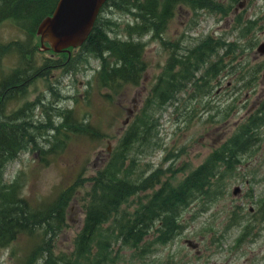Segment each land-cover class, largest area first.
<instances>
[{"label": "trees", "instance_id": "obj_1", "mask_svg": "<svg viewBox=\"0 0 264 264\" xmlns=\"http://www.w3.org/2000/svg\"><path fill=\"white\" fill-rule=\"evenodd\" d=\"M58 1L0 0V26L5 22L13 23L23 34V40L0 43V56L14 54L17 58L16 67L0 77V248L25 235L35 238L36 242L24 264H33L37 260L41 264H116L121 257L120 250L124 249H131L132 256L140 259L151 253L154 245H166L180 234L181 214L189 205L196 201L209 204L224 193L222 178L227 173L232 174L237 157L248 148L252 139L251 134L243 136L240 127L233 137L210 152L203 163L177 184L168 179L162 181L152 171L137 182L134 177L139 169L137 155L153 143L157 133L154 134L156 114L177 101L178 95L189 88L190 99L209 97L211 80L227 66L222 56H215V62H211V57L223 49L224 57L229 56L228 66L238 67L232 74H240L242 57L237 56L238 50H251L253 46L237 45L247 38L259 17L245 21L239 14L234 22V35L237 36L232 42L210 35L199 41L190 35H182L184 39L165 42L161 35L179 7L193 13L210 11L215 17L225 18L240 0H105L90 34L80 47L52 52L53 56L65 58L55 60L52 65L49 58H43L40 66L35 68L34 57L42 48L36 43V37L41 39L39 26L52 16ZM113 10L122 16H131V21L112 20L109 14ZM145 36L160 39L168 50V58L135 121L95 175L88 179L81 177V181L77 179L50 202L32 206L21 194L20 176L10 182L4 180L7 165L20 152L32 150L47 163L46 156L63 147L71 134L94 138H99L100 134L90 123H79L72 109L58 113L55 120L49 112L51 107L41 104V98L36 104L19 98L25 95L23 87L50 68L58 67V63L72 70L80 61L86 60L84 56L87 55L101 62L96 78L102 88L114 90L122 85L136 86L146 67L142 41ZM188 36L190 41L186 44ZM219 63H222L221 67ZM8 99L21 101V104L6 115L4 107ZM35 105L45 109L46 119L33 124L27 118L31 117L29 113ZM204 110L211 112L210 108ZM40 139H44L42 146ZM86 179L89 188L84 195L82 226L73 240L72 250L56 255L52 248L54 238L65 226L67 207ZM148 191L150 194L141 196ZM115 246H118L116 251Z\"/></svg>", "mask_w": 264, "mask_h": 264}, {"label": "rangeland", "instance_id": "obj_2", "mask_svg": "<svg viewBox=\"0 0 264 264\" xmlns=\"http://www.w3.org/2000/svg\"><path fill=\"white\" fill-rule=\"evenodd\" d=\"M239 14L244 16V20L259 17L247 38L237 45L245 48L253 46L252 50L239 49L237 54L242 57L240 62L248 59L247 62L253 67L256 66L254 62L261 59L257 45L264 42V0H240L225 18L215 17L210 11L193 13L185 7H179L161 38L165 42H173L182 35H190L199 41L210 35L222 38L227 43L232 42L237 36L234 35V22ZM109 17L118 22L131 21V16H122L115 10L110 11ZM252 37L256 44L255 41H249ZM39 39L36 37L37 47L42 45V48L34 57L35 68L40 66L43 58H49L51 65L55 60L62 61L65 58L53 56L46 39ZM13 40H23V34L15 24L5 22L0 26V43ZM142 41L146 67L136 86L122 85L114 90L102 88L96 78L101 62L89 55L84 56L86 60L80 61L72 70L58 63V67L50 68L25 84V95L19 98L35 104L41 98L40 103L51 107L49 112L54 118L58 113L72 109L79 123H90L100 134L99 138L71 134L63 147L55 154L46 156L47 163H43L38 152L32 150L20 152L7 165L4 180L10 182L20 176L21 194L32 206L50 202L61 190L81 177L88 179L95 175L135 121L168 58V50L160 39L145 36ZM187 41H190L189 36L185 40L186 44ZM224 53L225 49L211 57V62H215L216 57L222 56L227 66L211 80L209 97L190 99L189 88L186 93L178 95L177 101L156 114L154 134L157 133L152 139L153 143L144 153L137 155L139 169L134 175L137 182L152 171L162 181L168 179L172 184H177L241 127V117L259 100L257 96L264 90V79H261L264 71L253 83L254 92L242 88L245 80L241 67L240 74H232L238 67L234 65L232 69V66H228L229 56L224 57ZM16 65L14 54L0 56V77ZM219 65L221 67L222 63ZM248 92L250 94L246 102ZM18 104L21 101L6 100L5 114ZM207 108L211 112L204 110ZM44 111V108L35 105L27 120L33 124L44 121ZM260 131V146L249 158L252 164L245 165L242 153L237 157L238 162L232 174L227 173L222 178L224 193L217 200L209 204L193 202L182 211L180 234L169 243L154 245L152 252L140 259L132 256L131 249L120 250L121 257L116 264H264V124ZM43 142L44 139H40L39 145H44ZM250 145L247 144L248 147ZM87 179L82 188H77L66 210L65 226L54 238L52 248L56 255L72 250L73 240L82 226L86 202L84 195L89 188ZM245 180L249 181L247 185ZM237 187L240 191L233 194ZM148 193L150 191L141 196ZM250 208L254 211L253 216L249 214ZM35 242V238L18 236L7 247L0 248V264H24ZM117 249L118 246H115L114 251ZM33 264H41V261L37 260Z\"/></svg>", "mask_w": 264, "mask_h": 264}, {"label": "water", "instance_id": "obj_3", "mask_svg": "<svg viewBox=\"0 0 264 264\" xmlns=\"http://www.w3.org/2000/svg\"><path fill=\"white\" fill-rule=\"evenodd\" d=\"M105 0H59L51 17L44 20L38 33L46 39L54 53L78 48L90 34ZM257 50L264 54V43ZM233 190V194L239 192Z\"/></svg>", "mask_w": 264, "mask_h": 264}, {"label": "flooded vegetation", "instance_id": "obj_4", "mask_svg": "<svg viewBox=\"0 0 264 264\" xmlns=\"http://www.w3.org/2000/svg\"><path fill=\"white\" fill-rule=\"evenodd\" d=\"M264 43V42H262ZM261 44V43H260ZM258 46V45H257ZM252 50V49H251ZM261 59H258L254 63H256V66H252V64L248 63V59H243L241 63L242 67V72H243V78H244V83L242 84V88L246 87L247 90L254 92L255 88L254 86V81H256L262 71H264V54H259ZM261 79H264V74L261 75ZM243 81V79H242ZM250 92L246 93V102L249 97ZM259 97V100L252 105L248 112H246L245 115H243L241 118L242 120V130L244 132L245 136L246 134H251L252 139H251V145L247 149L242 152V161H244L245 165L248 166L249 164H252L253 161H250L251 154L255 151L256 149L260 146V128L264 124V106H262L264 102V90H261L260 94H258L257 98ZM264 134V133H263ZM262 134V135H263ZM244 144H247L246 140L244 139ZM255 145V146H254ZM254 146V147H253ZM258 167V166H256ZM249 183L248 180H245V184L247 185ZM238 188V187H237ZM240 191V189H238ZM242 207V206H241ZM254 211L250 208L249 209V214L253 216ZM244 233H246V230H244ZM248 235V234H247Z\"/></svg>", "mask_w": 264, "mask_h": 264}]
</instances>
